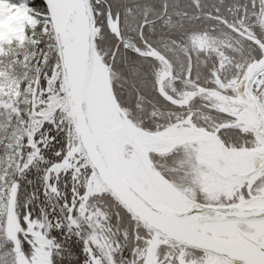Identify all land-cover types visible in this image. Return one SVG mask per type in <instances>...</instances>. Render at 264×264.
<instances>
[{
  "label": "snow or ice",
  "instance_id": "snow-or-ice-1",
  "mask_svg": "<svg viewBox=\"0 0 264 264\" xmlns=\"http://www.w3.org/2000/svg\"><path fill=\"white\" fill-rule=\"evenodd\" d=\"M0 264H264V0H0Z\"/></svg>",
  "mask_w": 264,
  "mask_h": 264
}]
</instances>
